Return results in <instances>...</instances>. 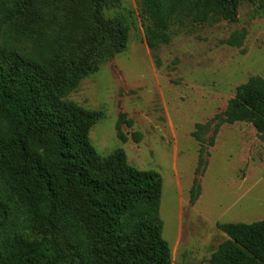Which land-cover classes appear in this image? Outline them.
Returning a JSON list of instances; mask_svg holds the SVG:
<instances>
[{
    "label": "trees",
    "instance_id": "obj_1",
    "mask_svg": "<svg viewBox=\"0 0 264 264\" xmlns=\"http://www.w3.org/2000/svg\"><path fill=\"white\" fill-rule=\"evenodd\" d=\"M241 0H139L148 22L145 41L155 52L168 45L175 27L199 25L219 13L235 21ZM119 0H0V18L14 25L12 38L28 53L0 48V165L10 174L9 190L33 211L32 229L61 239L67 259L46 246H29L4 233L0 202V264H170L159 218L161 178L129 165L122 150L106 157L88 141L101 112L63 100L101 64L126 49L127 25L106 20ZM242 35L226 44L240 46ZM248 123L264 139V79L251 77L236 88L226 109L200 132ZM131 121L121 113L118 138ZM201 163V160L199 161ZM197 196L191 191V201ZM228 237L208 264H264V221L223 224Z\"/></svg>",
    "mask_w": 264,
    "mask_h": 264
},
{
    "label": "rangeland",
    "instance_id": "obj_2",
    "mask_svg": "<svg viewBox=\"0 0 264 264\" xmlns=\"http://www.w3.org/2000/svg\"><path fill=\"white\" fill-rule=\"evenodd\" d=\"M106 20L127 25L126 49L106 60L65 102L101 112L88 141L101 157L122 150L129 165L154 171L161 178L159 218L170 264H208L228 240L223 224L264 221V139L248 123L222 125L192 134L222 113L236 88L251 77L264 79V0H241L235 21L213 14L203 24L175 27L168 45L155 52L145 41L148 22L139 0H119L104 11ZM14 25L0 18V48L28 53L27 44L12 38ZM242 35L240 46H229L232 35ZM124 113L142 140L123 143L117 136L118 116ZM201 160V163L199 162ZM10 174L0 165V202L4 235L29 246H46L67 259L59 238L44 237L32 229L34 211L9 190ZM197 196L191 201V191Z\"/></svg>",
    "mask_w": 264,
    "mask_h": 264
}]
</instances>
